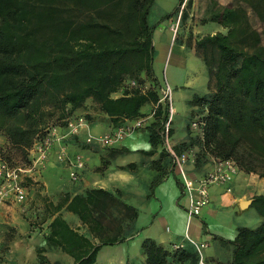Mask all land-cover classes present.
<instances>
[{"label":"trees","instance_id":"16d2710c","mask_svg":"<svg viewBox=\"0 0 264 264\" xmlns=\"http://www.w3.org/2000/svg\"><path fill=\"white\" fill-rule=\"evenodd\" d=\"M153 1L0 0V130L13 146L26 153L43 129L46 105L62 106L61 116L66 117L91 96L115 125L145 115L142 109L158 100L160 85L152 69L155 24L146 18ZM243 1L264 22V0ZM84 10L87 16L78 20ZM241 17L239 9L223 6L206 19L229 29L195 40L213 91L193 101L205 109L203 143L208 152L232 158L243 171L264 177V46L256 29L240 26ZM137 72L136 80L148 82L147 88L111 96L124 74ZM167 116V104L160 102L142 126L152 144H162ZM66 200L54 205V210ZM109 205L127 207L107 190L93 188L86 195H74L66 208L97 225L108 219ZM251 205L260 223L240 227L234 239L227 240L233 250L224 264H264V193L255 194ZM50 229L48 242L73 256L75 264H93L101 245L124 237L120 230L93 225L91 230L100 241L93 244L60 214L51 220ZM141 246L145 264H198L196 252L188 247L169 250L151 238ZM41 251L39 264H52Z\"/></svg>","mask_w":264,"mask_h":264},{"label":"crops","instance_id":"0c3cea01","mask_svg":"<svg viewBox=\"0 0 264 264\" xmlns=\"http://www.w3.org/2000/svg\"><path fill=\"white\" fill-rule=\"evenodd\" d=\"M182 47L180 45V49ZM194 99L186 100L187 108L181 110L180 123L173 124L171 133V142L177 150L187 149L193 154L199 148L194 144V133L188 130L187 124L188 115L194 109ZM180 103L181 100L178 105ZM150 108L151 104H147L142 111L147 114ZM84 117L87 125L78 136H66L60 142H54L34 178L36 183L28 189L30 197L25 206L28 208V204H33L32 209L35 211L36 208L39 219L42 216L45 219L29 231L26 243L21 240L20 228L16 227L17 234L12 237L15 249L12 254H5L0 264H27V261L39 264V249L52 264H75L73 256L48 242L50 222L56 214L93 244L100 242L91 230L93 225L98 229L107 227L110 232L121 231L123 240L101 245L93 264H145L141 246L145 238H151L169 250L176 249L175 244H181L194 250L198 257L202 252L211 264L231 260L233 245L229 241L234 239L240 227H255L252 222L261 220L260 216L254 219V214L247 211L253 196L264 193V177L240 169L229 182L210 185L208 204L198 215H193L187 211L189 196L183 191L178 169L162 144L150 142L145 128L130 131L112 146H102L97 140L86 144V134L102 135L116 125L103 111ZM151 119L149 117V121ZM58 130L62 133L65 127L60 126ZM64 143L70 160L74 161L80 155L84 162L76 180L70 178L66 160L59 161L56 157L60 144ZM195 159L194 162L188 159L184 164L185 175L193 179L203 176L212 165L209 153H200ZM93 188L112 193L126 204V209L122 205H109V217L103 222L96 225L95 221H82L78 214L66 208V203L74 195H86ZM64 199L67 200L60 209L54 210V205ZM244 201L246 204L242 205ZM109 218L115 220L108 222ZM199 242L207 245L200 249Z\"/></svg>","mask_w":264,"mask_h":264},{"label":"rangeland","instance_id":"374dc122","mask_svg":"<svg viewBox=\"0 0 264 264\" xmlns=\"http://www.w3.org/2000/svg\"><path fill=\"white\" fill-rule=\"evenodd\" d=\"M223 6H231L239 9L242 13L240 26L246 30L249 28L256 29L259 32L261 45L264 46V22L260 19L251 5L243 0H154L152 6L149 8V13L146 16V18L148 17L147 22L150 25L155 24L152 31V69H154L155 75H157L156 77L159 81L162 82L166 79L172 88L171 97L173 106L176 108L173 114L172 128L173 124L176 123L178 125L180 123L182 111L187 108L186 100L190 102L191 98H199V96L208 95L213 91V85H209L207 67L203 60L196 54L195 40L205 33H212L215 31L226 33L228 31L229 26H225L223 23H219L215 20H206L211 14L218 12ZM166 13H170L171 15L159 21ZM87 14L88 12L85 10L80 12L78 20H82ZM180 45L183 46L181 49ZM180 50L182 55L180 54ZM138 75V72L130 75L124 74L117 87L111 91V96L120 95L124 91L132 90L133 88L141 90L147 88L149 85L148 82L140 81V83L136 80L135 77ZM179 100H181L180 105H178ZM193 105L194 109L188 115L189 121L187 127L190 132H192L189 127L190 120L195 116L200 117L205 114V109L202 105L196 104V102H193ZM69 106L70 105L66 106L67 110ZM43 111V119L45 120L43 129L37 132L32 145L28 148L26 153H23L19 148L13 146L4 132L0 130V159L6 160L13 166L30 168L25 175V184H27L28 189L32 184L36 183L34 178H36V175L40 172L42 168L41 165L46 159L45 158L42 162H38L32 167V162L36 156L34 143L42 140V138L46 136L47 128H55L56 136L58 135L59 139L54 142H60L63 137L78 136L83 129L79 130L77 134H68L66 124L68 119H73L78 116H91L92 112L102 110L100 109L99 103H97L93 97L89 96L85 98L78 108L70 111L66 117L61 116L62 106L46 105L43 107ZM148 122L149 117L146 119V123ZM60 126L65 127V131L62 133L58 130ZM117 126L118 125L115 127ZM192 137L194 144L199 148L196 149L194 156L197 157L200 153L208 154L209 152L204 147L203 141L198 139L195 134ZM63 145L66 146L65 143L60 144L59 150ZM209 154L211 155V153ZM57 159L62 161L59 157H57ZM29 197L28 192L25 202L29 200ZM25 202L22 204H18L14 201L0 202V263L3 261L5 254H12L13 249H15L12 237L15 233L17 234L16 227L20 228L21 240L26 243L30 237L27 235L29 231L32 230L35 225H41V221L45 219L42 216L40 220L36 214L38 213L36 208L35 211L32 209L33 204H28L27 206L29 207L27 208ZM247 212H252V214H254L252 215L254 219L257 216L259 217L253 205H251ZM259 223L260 222L256 223L254 221L251 225L257 226ZM27 264H29V261H27Z\"/></svg>","mask_w":264,"mask_h":264},{"label":"built area","instance_id":"2783aa9c","mask_svg":"<svg viewBox=\"0 0 264 264\" xmlns=\"http://www.w3.org/2000/svg\"><path fill=\"white\" fill-rule=\"evenodd\" d=\"M172 88L168 81L164 79L160 81L159 85V98L152 104L149 112L143 116H139L134 119L127 120L121 125H118L111 131L102 135L87 134L85 142L91 143L93 140H97L102 146H112L115 143L121 141L125 136L132 130L138 129L145 125L148 117H153L154 110L158 103L162 102L167 104L168 116L162 124L161 135L162 145L168 152L173 162V165L178 169L180 173V181L183 191L189 196V205L187 211L190 214L198 215L201 209L208 204L210 200L209 186L212 184H222L229 182L234 175L240 170L238 164L232 158H222L219 156L210 155L211 168L199 178H189L185 175L184 164L188 159L194 162L195 156L190 151L177 150L171 143V128L173 114L175 112L172 103ZM68 134L74 135L79 132L84 126L87 125V120L84 116H78L73 119H68L67 122ZM205 119L200 116L193 117L189 122L190 130L203 141ZM46 136L42 140L35 142L34 151L36 156L32 162L34 167L38 162H42L48 151L51 149L52 144L55 140H58L56 136L55 128H47ZM61 137V136H60ZM33 150V149H32ZM57 157L62 160H66L67 165L70 167L69 175L71 179L76 180L78 178V169L83 167V160L76 156L73 160H70L66 155L65 147L62 146L58 150ZM30 168H24L22 166L10 165L6 160L0 159V202L14 201L18 204H22L27 200L28 186L25 184V175ZM207 245L206 242H199V248L202 249ZM181 244H175V248L181 247ZM198 248V249H199ZM198 264H211L205 259L202 252L199 253Z\"/></svg>","mask_w":264,"mask_h":264},{"label":"water","instance_id":"95a60500","mask_svg":"<svg viewBox=\"0 0 264 264\" xmlns=\"http://www.w3.org/2000/svg\"><path fill=\"white\" fill-rule=\"evenodd\" d=\"M246 204V201H244L243 203H242V205H245Z\"/></svg>","mask_w":264,"mask_h":264}]
</instances>
